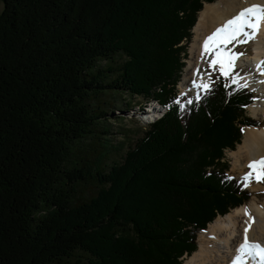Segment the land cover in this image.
Masks as SVG:
<instances>
[{"label":"trees","instance_id":"obj_1","mask_svg":"<svg viewBox=\"0 0 264 264\" xmlns=\"http://www.w3.org/2000/svg\"><path fill=\"white\" fill-rule=\"evenodd\" d=\"M215 1L0 0V264H182L249 201L224 155L259 126L252 93L175 89ZM120 98L164 114L117 160Z\"/></svg>","mask_w":264,"mask_h":264},{"label":"bare ground","instance_id":"obj_2","mask_svg":"<svg viewBox=\"0 0 264 264\" xmlns=\"http://www.w3.org/2000/svg\"><path fill=\"white\" fill-rule=\"evenodd\" d=\"M252 4L264 5V0H216L213 3L204 4L192 30L193 40L188 49L189 56L178 86L181 93L193 95L204 91L193 87V81L197 84H200L201 80L206 84L209 83L208 73L211 68L208 67V61L210 57L206 56L201 59V46L205 37L235 16L241 9ZM253 43L254 54L247 58L244 64H251L252 61L256 63L264 57V22L260 24ZM197 67L199 73H197ZM262 70L264 72V66ZM250 82L248 81V84L252 85L253 83ZM253 87L256 90L260 89L258 93L261 96L254 100L255 102L253 101L254 103L252 102L253 104H250L247 110L250 117L261 122L264 119V74L260 83ZM156 111L157 108L150 107L148 112L144 113L145 118L150 121L155 120L158 115ZM160 111L163 112L162 109ZM260 127L245 128L241 142L235 150L229 152L232 171L237 172L239 176H244L249 171L247 165L250 161L264 157V125ZM251 188L261 189L262 186L255 182ZM246 208L251 219L244 214ZM245 227L249 229L247 233L249 241L259 242L264 246V199L258 201L254 198L248 204L232 209L227 215L216 217L204 231L199 232L198 248L183 264H231L236 255V248L243 242ZM248 264H260V261L250 259Z\"/></svg>","mask_w":264,"mask_h":264},{"label":"snow or ice","instance_id":"obj_3","mask_svg":"<svg viewBox=\"0 0 264 264\" xmlns=\"http://www.w3.org/2000/svg\"><path fill=\"white\" fill-rule=\"evenodd\" d=\"M262 22H264V5L252 4L241 9L235 16L205 37L201 46V59L206 56L210 57L208 61L209 68L218 66L220 75L225 79L231 78L232 83L240 88L247 87L246 82L239 84L238 74L234 72L238 54L231 53L227 46L233 42L247 43L249 40L254 39ZM197 73H199L198 67ZM193 87L211 91L210 85L204 83L203 80L200 84L193 81ZM225 87H228V85H225ZM197 100H199V95H197ZM177 103L179 104V101ZM187 103L191 104L192 101L189 100ZM179 106L181 109L184 107L183 104H179ZM247 167L249 171L241 178L244 187H248L253 180L257 183L264 182V157L250 161ZM244 214L249 216L247 208ZM249 219H251L250 216ZM248 230V227L244 228L243 242L236 248V255L233 257L231 264H248L250 259H258L260 264H264V246L259 242H250L247 236Z\"/></svg>","mask_w":264,"mask_h":264},{"label":"rangeland","instance_id":"obj_4","mask_svg":"<svg viewBox=\"0 0 264 264\" xmlns=\"http://www.w3.org/2000/svg\"><path fill=\"white\" fill-rule=\"evenodd\" d=\"M205 4H207V3H205ZM1 9H2V4L0 2V11H1ZM192 33L193 32L191 31V39L189 41L183 43V45H185L186 50H187L185 59L183 60V62L185 63V66H186V61H187L188 56H189L188 49H189L190 43L193 40V38H192L193 34ZM253 41H254V39L249 40L248 42H250V44L252 45ZM247 43L233 42L232 44H229V47H227V48L230 50L231 53L238 54V59L235 61L234 72L238 74L239 84H244L245 82H247V87L249 89H251V92H253V97H254L253 101H254V100L260 98V96H261V94L258 93V91L260 89L256 90L253 87L255 84L260 83V80H259V78L253 77L250 80L251 81L250 83L251 84L253 83V84L249 85L248 81H247V79H249V78L247 76H245L246 74H248L250 72L251 65H250V63L249 64H244V61L247 60V58L252 57V56L249 55ZM185 66H184V68H183V70L181 72V76L178 79L177 86L175 88L176 92H177V96H178V98L180 100H182L183 98L197 97V95L201 96V95H203L206 92V91H203L200 94H193V95L192 94H188V93H181V91L179 90L178 86H179V82L181 81V78L183 76ZM218 77L224 78L223 76L220 75L219 70H218V66H214L213 68L209 69V73H208L209 83L208 84L211 86ZM225 80L228 83H232L231 78L225 79ZM124 101H125V98H120L117 101V107L112 108V109H110L108 111L109 112V118L108 119L111 121L110 122L111 135L110 136L115 139V140H113V142H114V144L117 147L119 145L123 146V148H120V149L118 148L119 151L117 153V155H118L117 156V160L120 159V155L121 154L125 153V151L127 150V147L129 146V144L133 145V143L136 141V139L142 136V133L145 130L147 123H152V122L158 120L164 114V113H161V112L159 113V110H161V109L151 99L149 101H144L142 99H137L136 98V99H134V101L137 102V103L136 104H132L131 106H128V107H125ZM139 103H142V105L146 104V106L143 109L140 110L139 107H137V105ZM152 106L157 108L156 112L159 113V114L157 115L155 120H151L150 121L149 119L147 120L145 118L144 113L148 112V109H150V107H152ZM249 106L246 107L245 115L248 116L251 120H254L248 114V110L247 109H248ZM119 121H121V122H119ZM143 121H146L147 123L143 122ZM255 121H257L260 124V126L264 125V119L261 122L258 121V120H255ZM245 128H247V127H244L243 130ZM121 132L125 133L126 136L119 134ZM229 152H231V151L226 150L225 151V155H224V159L228 162V170H227V174L226 175H228L232 179L238 180L240 182L241 186H242V189L249 191V193H250L249 201L253 200L254 198L257 199L258 201H262L264 199V182H260L259 183L260 186H262L261 189H258V188L257 189H253V188H251V187H253V185H255V181L254 180L250 183V185L248 187H244L242 179H241L243 176H239L237 172H233L232 171V160H231V158L229 156ZM249 201H247L246 204H248ZM246 204H244V205H246ZM198 234H197V239H196L197 248H198ZM187 258L188 257H185L183 262Z\"/></svg>","mask_w":264,"mask_h":264}]
</instances>
